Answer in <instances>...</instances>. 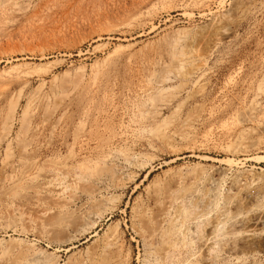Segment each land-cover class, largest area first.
Instances as JSON below:
<instances>
[{
	"label": "rangeland",
	"instance_id": "obj_1",
	"mask_svg": "<svg viewBox=\"0 0 264 264\" xmlns=\"http://www.w3.org/2000/svg\"><path fill=\"white\" fill-rule=\"evenodd\" d=\"M258 215L264 0H0V264H264Z\"/></svg>",
	"mask_w": 264,
	"mask_h": 264
},
{
	"label": "bare ground",
	"instance_id": "obj_2",
	"mask_svg": "<svg viewBox=\"0 0 264 264\" xmlns=\"http://www.w3.org/2000/svg\"><path fill=\"white\" fill-rule=\"evenodd\" d=\"M243 146L241 147H236L235 151L238 152L239 148L242 149ZM244 149V148H243ZM242 149V150H243ZM240 151V150H239ZM245 178V177H244ZM240 180L237 178L235 179V185L240 189V190H247L248 189V183H241L239 182ZM247 181V180H246ZM212 199V198H211ZM215 200V199H214ZM229 203L231 206H236L238 209H243L244 208V202L236 195L233 196L232 198L228 199ZM171 202V201H170ZM213 202V201H211ZM227 204V205H228ZM167 209V208H166ZM183 213V212H182ZM185 213V212H184ZM183 213V214H184ZM248 218V217H247ZM244 224L246 225H250V224H255V225H261L264 224V215H258L255 219H248L244 222ZM251 226V225H250ZM225 227V225H224ZM178 263V262H177Z\"/></svg>",
	"mask_w": 264,
	"mask_h": 264
}]
</instances>
